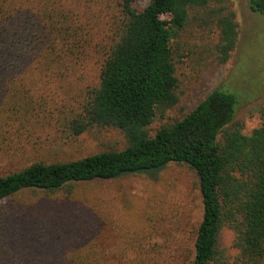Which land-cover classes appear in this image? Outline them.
Instances as JSON below:
<instances>
[{
  "label": "trees",
  "instance_id": "trees-1",
  "mask_svg": "<svg viewBox=\"0 0 264 264\" xmlns=\"http://www.w3.org/2000/svg\"><path fill=\"white\" fill-rule=\"evenodd\" d=\"M137 1L0 0V264H264V120L244 133L243 97L223 84L151 133L179 105L187 61L201 70L230 60L233 2L151 0L139 12ZM249 4L264 15V0ZM104 132L125 147L57 158ZM170 163L197 178L192 249H111L105 198L77 187ZM225 229L234 255L219 247Z\"/></svg>",
  "mask_w": 264,
  "mask_h": 264
},
{
  "label": "rangeland",
  "instance_id": "rangeland-1",
  "mask_svg": "<svg viewBox=\"0 0 264 264\" xmlns=\"http://www.w3.org/2000/svg\"><path fill=\"white\" fill-rule=\"evenodd\" d=\"M231 1L240 33L230 60L224 65L211 63L201 70L187 61L179 71L180 103L164 120L154 121L152 134L163 123L189 113L223 84L243 97L235 121L244 124V133L250 134L261 126L264 120V15L251 10L249 0ZM150 2L138 0L134 8L141 12ZM78 95L80 92L75 94ZM124 147L125 139L120 133L104 132L99 138L87 134L69 142L57 158L68 161ZM77 188L80 194H98L105 198L102 208L107 218L101 238L111 249L121 250L142 243L161 247L167 256L176 255L180 248L192 249L194 227L201 218L202 205L196 175L187 165L170 163L149 172L125 174ZM44 196L41 194L38 198L39 203L53 202L63 194L53 195L52 201ZM233 238V232L225 229L219 242V247L231 255L236 253ZM175 264H182V259Z\"/></svg>",
  "mask_w": 264,
  "mask_h": 264
}]
</instances>
